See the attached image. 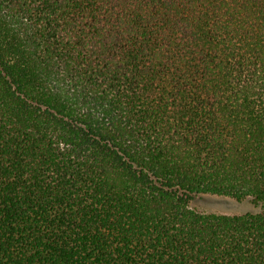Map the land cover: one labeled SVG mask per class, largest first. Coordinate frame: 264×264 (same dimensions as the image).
Masks as SVG:
<instances>
[{"label": "trees", "instance_id": "trees-1", "mask_svg": "<svg viewBox=\"0 0 264 264\" xmlns=\"http://www.w3.org/2000/svg\"><path fill=\"white\" fill-rule=\"evenodd\" d=\"M0 264H264V0H0Z\"/></svg>", "mask_w": 264, "mask_h": 264}, {"label": "rangeland", "instance_id": "rangeland-1", "mask_svg": "<svg viewBox=\"0 0 264 264\" xmlns=\"http://www.w3.org/2000/svg\"><path fill=\"white\" fill-rule=\"evenodd\" d=\"M191 206L198 211L227 214L256 212L259 209V207L254 205L249 198L237 200L235 198L211 194L196 196L191 201Z\"/></svg>", "mask_w": 264, "mask_h": 264}]
</instances>
